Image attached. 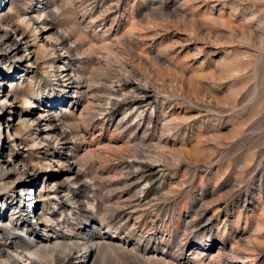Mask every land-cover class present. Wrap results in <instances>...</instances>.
Wrapping results in <instances>:
<instances>
[{
  "label": "rangeland",
  "instance_id": "1",
  "mask_svg": "<svg viewBox=\"0 0 264 264\" xmlns=\"http://www.w3.org/2000/svg\"><path fill=\"white\" fill-rule=\"evenodd\" d=\"M16 27L0 157L37 173L0 186L25 206L0 211L14 242L42 264H264V0H0Z\"/></svg>",
  "mask_w": 264,
  "mask_h": 264
},
{
  "label": "bare ground",
  "instance_id": "2",
  "mask_svg": "<svg viewBox=\"0 0 264 264\" xmlns=\"http://www.w3.org/2000/svg\"><path fill=\"white\" fill-rule=\"evenodd\" d=\"M27 23H28V21H27ZM38 31L41 32V30H38ZM48 31L49 30H47L46 32H42L41 35L46 34ZM17 37H18V39H17ZM25 41H26V37H24L23 33L18 31L17 27L9 29V30L8 29L3 30V28L2 29L0 28V48L5 49L4 51H6L9 55L13 54L14 57H17L18 56L17 52L20 50L22 42H25ZM58 42H59V44L56 45L57 46L56 48L58 49V51L60 50V52H62V53L63 52L68 53L70 51V49L67 50L65 48V42L64 41H58ZM22 59L23 58H20V60H22ZM137 94H139L138 95L139 98L136 99V104H135L136 106H140L143 104H146V105L149 104L151 97L149 96V92L147 91V89L146 90L145 89H139ZM135 96H137V95H135ZM5 98H7V96H5ZM13 99L10 96L9 100H6V99H3V100H6V102L8 101L11 104H14L13 102H15V101H13ZM126 102L127 101L125 100L124 103H126ZM7 114H8V112H7L6 108L1 107L0 108V133L2 132V125H3V122L7 118ZM31 115L32 114H30V113L29 114H18V120H21L24 116H25L24 118L26 119V118H28L27 116H31ZM24 118H23V120H24L23 124L25 125V127L27 129H31V125L28 122H31V124H32L35 122V120H31L30 118L25 120ZM4 123L7 124V122H4ZM46 125H47L46 127H50V123H47ZM51 126H52V124H51ZM50 134H54V135L56 134L57 135L56 141H58L60 138H63V136H64V134L61 132V130L57 131L54 128L53 132H48V133L45 132V133L38 134L37 139H39V137L41 135L50 136ZM13 135H15V134H13ZM52 160L53 159H50V162H52ZM55 162H58V163L61 162L60 158H58V155L55 157ZM20 168L21 169H18L17 164L14 165L12 160L2 161V159L0 157V186H3L4 189H6V191H8L9 193H14L17 190H20L23 193L26 190H33V188L35 187V184L32 181H29L28 183L26 182L27 184L21 183V178L26 177L25 179L28 180L30 177L28 171L34 172V175H36L37 171H35L34 169H27L28 167L25 165H22ZM69 168H70V170H73L71 166H69ZM24 208H25V206L22 205V203L20 201L19 202L17 201L16 204H14V205L12 204V206L10 204L1 205L0 211L4 210V209L6 211H8L7 209H10V211L17 210V211L21 212ZM4 220H5V213H4V216H2L0 218V264H42L41 262H39V260H37V257H39V255L41 256V254H42V256L45 255L44 254L45 249L42 246L33 245L34 243L32 241H30L29 244L14 242L12 239L16 235V228L15 227L3 228L2 224H3ZM75 242H77V241H74V243ZM71 243L73 244L72 241H71ZM47 245H48V243H47ZM55 253H57V252H55ZM55 253L51 252L49 254H55ZM53 257H54L53 259L56 258L55 256H53ZM64 260L66 261V259H64ZM65 261H60V263L65 264ZM53 262H54V260H53Z\"/></svg>",
  "mask_w": 264,
  "mask_h": 264
}]
</instances>
